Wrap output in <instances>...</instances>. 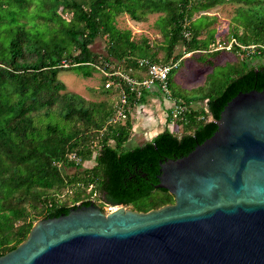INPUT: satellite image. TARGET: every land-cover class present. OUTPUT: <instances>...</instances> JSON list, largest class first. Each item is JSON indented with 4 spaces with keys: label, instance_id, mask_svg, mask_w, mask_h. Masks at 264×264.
<instances>
[{
    "label": "trees",
    "instance_id": "16d2710c",
    "mask_svg": "<svg viewBox=\"0 0 264 264\" xmlns=\"http://www.w3.org/2000/svg\"><path fill=\"white\" fill-rule=\"evenodd\" d=\"M226 2L239 4L230 21L219 25L204 14ZM149 14L159 15L155 26L165 39L162 60L151 40L134 41L115 25L120 15L140 22ZM203 29L216 42L235 38L241 45L264 46V0H0V255L24 241L46 213L94 202L93 193L101 205L136 211L171 203L165 189L154 187L153 156L182 157L213 132L233 96L263 90L264 59L252 65L243 51L247 68L235 71L221 91L200 97L207 100L201 109L192 107L195 98L185 89L172 87L171 70L170 96L185 107L177 119L181 132L166 130L130 149L125 147L132 131L129 114L125 124L107 125L120 91L104 86L105 99L87 101L67 91L58 75L73 71L88 78L96 68L111 72L112 66L133 77V67L144 70L140 59L168 65L184 53L207 49L200 39ZM100 37L106 40L105 56L92 48ZM178 46L183 53L174 56ZM122 87L130 113L147 89L137 95ZM90 159L93 164L83 167Z\"/></svg>",
    "mask_w": 264,
    "mask_h": 264
},
{
    "label": "water",
    "instance_id": "95a60500",
    "mask_svg": "<svg viewBox=\"0 0 264 264\" xmlns=\"http://www.w3.org/2000/svg\"><path fill=\"white\" fill-rule=\"evenodd\" d=\"M153 157L170 204L57 207L0 264H264V89L233 96L182 157Z\"/></svg>",
    "mask_w": 264,
    "mask_h": 264
},
{
    "label": "rangeland",
    "instance_id": "374dc122",
    "mask_svg": "<svg viewBox=\"0 0 264 264\" xmlns=\"http://www.w3.org/2000/svg\"><path fill=\"white\" fill-rule=\"evenodd\" d=\"M239 6L238 3H230L226 2L223 5L215 8L214 10L204 13L207 16L215 17L217 18L219 25L221 22L224 21H230L231 18L234 15V11L236 7ZM159 15H153L149 14L145 20L136 22L131 21L128 16L126 15H120L117 17L115 21L116 28L118 30L122 31H129L131 33V38L134 41H140L143 38H148L152 41L154 45V51L157 52V58L158 60H162L166 56V51L163 50V46L165 45V39L163 35L161 34L160 30L156 28L155 22L158 19ZM222 28V26H219ZM230 28L234 27V23L229 25ZM214 28L213 25L210 26V29ZM203 33L200 36V39L205 38V42L207 43V49L203 51H192L189 53H184L181 58L177 62V67L173 69L171 78L173 81V88H177V90L180 92L182 91L180 88L181 86L175 85V80L177 76H185L190 81L187 84V89L183 90L182 92L187 93L188 96H191L195 98L194 100H199L200 97H203L204 95H212L215 94L223 89L225 86V83L230 78V76L233 75L235 71H241L244 68H247V66L241 61L244 58L243 51L246 52V49H254L258 48L260 46L257 45H247L252 47H246L245 45H241L237 42L235 38H231L228 42L221 43L213 41L214 35L210 32L208 29H203ZM239 33H243V30L239 28ZM234 39V40H233ZM233 41V42H232ZM234 41H236L239 45H241V49H233L235 46ZM216 42V43H215ZM214 43V44H213ZM230 43H233L232 46L228 49L226 46H228ZM235 45V46H234ZM264 46H261V48ZM93 50L97 52L100 55L105 56L106 55V40L104 38H98L96 39ZM209 49V50H208ZM218 52V53H217ZM180 53H183V47L178 46L176 51L174 52V56L179 55ZM253 54H249V57H251ZM262 58H257L254 62L255 58H250L249 62L252 65L262 63V59H264V55H261ZM170 62V61H169ZM168 62V63H169ZM171 64V63H169ZM168 64V65H169ZM173 64V63H172ZM140 69V68H137ZM145 70V69H144ZM142 73H140L142 76L143 70H140ZM103 69L94 70L91 77H83L82 75L77 74V72H60L58 77L62 80L64 85L66 86L67 91L77 94L81 97H83L85 100H91V101H100L105 99L104 90L106 88V76L103 74ZM138 72L135 67L132 68L131 73ZM183 74V75H181ZM128 75V74H127ZM105 78V79H104ZM204 79H206L205 84L201 85L204 82ZM182 84V83H181ZM201 86H199V85ZM175 85V86H174ZM184 85V84H183ZM105 86V88H104ZM158 87H155L153 90L157 89ZM203 88V89H200ZM107 89V88H106ZM151 89V90H152ZM184 89V88H182ZM110 90V89H107ZM159 93L162 94L161 89H157ZM196 90V91H195ZM148 91V90H147ZM150 91V90H149ZM209 95V96H210ZM163 96V94H162ZM113 97L116 101V98H114L113 94L109 95V98ZM164 97V96H163ZM204 105H206L205 102L197 104V102H193L192 107L196 109L204 108ZM114 125V126H118ZM178 125H174V128L177 129ZM181 132V131H180ZM127 145V143H126ZM127 149H130V146H126ZM93 164L92 159L90 161L84 162L85 168L90 167V165ZM70 171V170H69ZM91 188L87 189V192L89 193ZM96 193H93L92 196L95 198L97 205L103 208V210L106 212L109 211L110 206L107 205H101L99 203L100 201L97 198ZM65 198L63 197V200ZM129 208V207H127Z\"/></svg>",
    "mask_w": 264,
    "mask_h": 264
},
{
    "label": "built area",
    "instance_id": "2783aa9c",
    "mask_svg": "<svg viewBox=\"0 0 264 264\" xmlns=\"http://www.w3.org/2000/svg\"><path fill=\"white\" fill-rule=\"evenodd\" d=\"M234 40V39H233ZM233 42V41H232ZM233 43H230L228 46H226L228 49L230 46H232ZM234 44L237 45L239 48L241 45H239L236 41H234ZM246 47H252V46H246ZM241 49V48H240ZM246 53L248 54H262L264 55V47L254 48L252 49H246ZM138 64L143 69V77H132L131 75H127L122 72L120 67L113 68L112 66L109 67V70L111 72H107L104 70L103 74L106 76V88L107 89H117L121 93V97L119 100V104L116 107L114 115L107 121V125L110 127H115L114 125L117 124H125L128 119V114L130 113L126 111L125 106L127 105V95L125 90L122 87V84L127 85L130 88L131 93H136L137 95H140L142 90L147 89L151 90L155 87H158L161 89L162 94L164 98L171 100L170 91L168 88V77L169 72L177 67L176 63L169 64V65H159V64H153V62H150L148 59H140L138 61ZM185 109L184 105L177 104L173 105V108L170 110V120L172 125L177 123V119H179V115L181 112H183ZM70 159H74V155H69ZM114 206H110V209H113Z\"/></svg>",
    "mask_w": 264,
    "mask_h": 264
},
{
    "label": "crops",
    "instance_id": "0c3cea01",
    "mask_svg": "<svg viewBox=\"0 0 264 264\" xmlns=\"http://www.w3.org/2000/svg\"><path fill=\"white\" fill-rule=\"evenodd\" d=\"M251 58V57H250ZM249 58V60H250ZM256 58L254 59L255 62ZM138 72H133L132 74L134 77L141 78L143 77L140 73H142L141 69H136ZM183 75V74H181ZM206 79L201 85L205 84ZM190 80L187 77L177 76L175 80V85L181 86L184 89H187V84ZM182 83V84H181ZM184 84V85H183ZM199 85V84H198ZM199 85V86H201ZM158 89V88H157ZM155 90H148L142 93L143 100L137 104H134L133 108L131 109L129 115V121L132 125V131L130 138L127 142V147L133 148L138 144L144 143L147 140H150L157 136L158 134L163 133L166 130L170 132H179L182 130L178 123L174 124L175 126L178 125L177 129L174 128L170 120V110L173 108V105L177 103L174 99L168 100L162 96L159 91ZM194 100V99H193ZM197 104L205 102L207 104V100L202 101L194 100ZM193 104V102H192ZM205 108V105H204Z\"/></svg>",
    "mask_w": 264,
    "mask_h": 264
}]
</instances>
